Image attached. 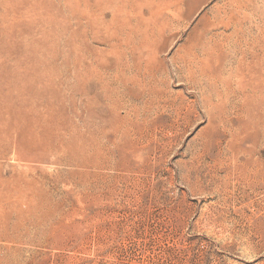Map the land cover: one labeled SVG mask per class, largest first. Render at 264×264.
<instances>
[{
  "label": "rangeland",
  "instance_id": "rangeland-1",
  "mask_svg": "<svg viewBox=\"0 0 264 264\" xmlns=\"http://www.w3.org/2000/svg\"><path fill=\"white\" fill-rule=\"evenodd\" d=\"M0 264H264V0H0Z\"/></svg>",
  "mask_w": 264,
  "mask_h": 264
},
{
  "label": "bare ground",
  "instance_id": "bare-ground-1",
  "mask_svg": "<svg viewBox=\"0 0 264 264\" xmlns=\"http://www.w3.org/2000/svg\"><path fill=\"white\" fill-rule=\"evenodd\" d=\"M165 5H167V3L165 4ZM148 9V11L151 13V15H153V14H155V13H158L160 10H162V9H164L165 11H167L170 15H174V12L176 11V8H175V6L174 5H168V6H166V7H162V6H159V5H157L156 7H153V6H149V7H147ZM32 10H33V8H31ZM149 34H151L150 32H149ZM148 36V35H147ZM151 37V36H150ZM150 41V40H149ZM149 41H147V42H149ZM151 42H152V40H151ZM150 42V43H151ZM139 43H141V42H139ZM138 43V44H139ZM143 44H144V42H143ZM149 44V43H148ZM7 125V124H6ZM5 128V127H4ZM14 129V128H13ZM5 130V129H4ZM11 130V129H10ZM11 132V131H10ZM20 132V131H19ZM2 134V133H1ZM18 134V133H17ZM20 134V133H19ZM4 135V134H3ZM2 135V136H3ZM11 135V134H10ZM13 136V135H12ZM8 137V136H7ZM11 138V137H10ZM9 142V141H8ZM14 142V141H13ZM17 142V141H16ZM7 143V142H6ZM31 144V143H30ZM14 146V145H13ZM30 146V145H29ZM12 191V190H11ZM14 194V193H13ZM24 195V194H23ZM13 197V196H12ZM26 197V196H25ZM34 198V197H33ZM33 198H32V200H33ZM13 200V199H12ZM35 201V200H34ZM33 201V202H34ZM11 208V207H10Z\"/></svg>",
  "mask_w": 264,
  "mask_h": 264
}]
</instances>
